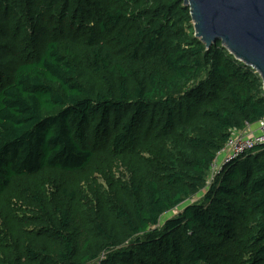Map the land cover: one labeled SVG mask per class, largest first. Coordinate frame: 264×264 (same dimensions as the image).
Listing matches in <instances>:
<instances>
[{
    "label": "trees",
    "instance_id": "16d2710c",
    "mask_svg": "<svg viewBox=\"0 0 264 264\" xmlns=\"http://www.w3.org/2000/svg\"><path fill=\"white\" fill-rule=\"evenodd\" d=\"M262 118L260 76L184 0H0V264H264V150L206 190Z\"/></svg>",
    "mask_w": 264,
    "mask_h": 264
},
{
    "label": "water",
    "instance_id": "95a60500",
    "mask_svg": "<svg viewBox=\"0 0 264 264\" xmlns=\"http://www.w3.org/2000/svg\"><path fill=\"white\" fill-rule=\"evenodd\" d=\"M184 6L195 37L207 49L221 42L260 76L264 90V0H184Z\"/></svg>",
    "mask_w": 264,
    "mask_h": 264
},
{
    "label": "built area",
    "instance_id": "2783aa9c",
    "mask_svg": "<svg viewBox=\"0 0 264 264\" xmlns=\"http://www.w3.org/2000/svg\"><path fill=\"white\" fill-rule=\"evenodd\" d=\"M257 149L264 150V118L259 122L256 134H249L237 129L231 131V137L226 146L217 154L211 165L210 176L212 175L214 180L223 171V168Z\"/></svg>",
    "mask_w": 264,
    "mask_h": 264
},
{
    "label": "rangeland",
    "instance_id": "374dc122",
    "mask_svg": "<svg viewBox=\"0 0 264 264\" xmlns=\"http://www.w3.org/2000/svg\"><path fill=\"white\" fill-rule=\"evenodd\" d=\"M114 157H110L108 155H104L102 154L101 157H99V161L97 162V164L100 165V167H105V169L111 171L112 174H114V177L119 180V181H123V182H127L130 178V172L128 170V168L126 167V165L121 162L120 160H113ZM148 158V155H143V157L141 158L140 160V166L141 165H145V160ZM93 171H95V173H93L91 175V180H97V182L101 185H103L105 188H107V184L104 180V177L103 175L100 173V171H98L96 168H92ZM113 177V178H114ZM115 180V179H114ZM213 182V177L212 175L210 176L209 178V182L207 184V188L206 190H208V187L212 184ZM83 186V185H82ZM84 189L87 188V186H83ZM206 190L204 192H206ZM202 196V195H201ZM200 198V197H198ZM198 198H195L193 199V202H196L198 201L199 199ZM183 208H180L178 211H182ZM178 214L177 211L176 212H172V213H169L167 215H165L163 217L164 220H166L167 218L169 217H172L174 215Z\"/></svg>",
    "mask_w": 264,
    "mask_h": 264
},
{
    "label": "crops",
    "instance_id": "0c3cea01",
    "mask_svg": "<svg viewBox=\"0 0 264 264\" xmlns=\"http://www.w3.org/2000/svg\"><path fill=\"white\" fill-rule=\"evenodd\" d=\"M243 132H246V133H253V134H256L258 132V125H254V126H249L248 128H245L244 130H241Z\"/></svg>",
    "mask_w": 264,
    "mask_h": 264
}]
</instances>
